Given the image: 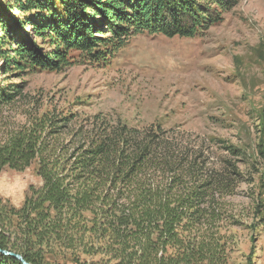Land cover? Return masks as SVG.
<instances>
[{
    "label": "trees",
    "instance_id": "obj_1",
    "mask_svg": "<svg viewBox=\"0 0 264 264\" xmlns=\"http://www.w3.org/2000/svg\"><path fill=\"white\" fill-rule=\"evenodd\" d=\"M235 3L11 0L22 17L6 20L13 8L0 3V59L29 71L58 70L74 51L98 62L137 34L192 38ZM16 88L0 86V106ZM68 119L43 114L0 143V172L36 162L42 183L18 208L0 199V250L29 264H229L231 239L211 226L222 215L216 195L232 192L227 179L172 155V142L152 130L94 124L64 141ZM0 264L21 263L0 253Z\"/></svg>",
    "mask_w": 264,
    "mask_h": 264
},
{
    "label": "rangeland",
    "instance_id": "obj_2",
    "mask_svg": "<svg viewBox=\"0 0 264 264\" xmlns=\"http://www.w3.org/2000/svg\"><path fill=\"white\" fill-rule=\"evenodd\" d=\"M8 15L21 21L14 8ZM66 59L58 70L33 71L6 68L0 59V86L19 93L0 106V143L43 114L69 118L64 141L94 124L163 135L172 155L229 182L232 192L216 195L221 220L211 225L231 239L229 264H264V0H236L218 24L192 38L141 33L105 60L75 51ZM41 184L36 162L23 171L5 167L0 199L18 208L28 188Z\"/></svg>",
    "mask_w": 264,
    "mask_h": 264
},
{
    "label": "water",
    "instance_id": "obj_3",
    "mask_svg": "<svg viewBox=\"0 0 264 264\" xmlns=\"http://www.w3.org/2000/svg\"><path fill=\"white\" fill-rule=\"evenodd\" d=\"M0 253H1L2 255L12 257L13 259L19 261L21 264H29V263H27L26 261H24V259H23L20 255H18V254L10 253V252L3 251V250H0Z\"/></svg>",
    "mask_w": 264,
    "mask_h": 264
}]
</instances>
